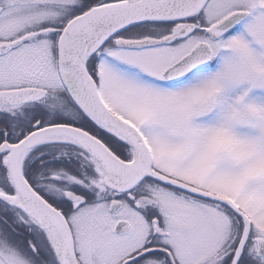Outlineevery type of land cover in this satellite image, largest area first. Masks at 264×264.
Listing matches in <instances>:
<instances>
[{
    "label": "snow or ice",
    "instance_id": "1",
    "mask_svg": "<svg viewBox=\"0 0 264 264\" xmlns=\"http://www.w3.org/2000/svg\"><path fill=\"white\" fill-rule=\"evenodd\" d=\"M0 264H264V0H0Z\"/></svg>",
    "mask_w": 264,
    "mask_h": 264
}]
</instances>
